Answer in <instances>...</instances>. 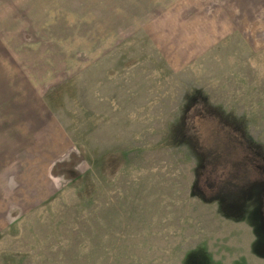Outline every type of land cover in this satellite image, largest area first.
Listing matches in <instances>:
<instances>
[{"label":"rangeland","instance_id":"374dc122","mask_svg":"<svg viewBox=\"0 0 264 264\" xmlns=\"http://www.w3.org/2000/svg\"><path fill=\"white\" fill-rule=\"evenodd\" d=\"M223 128L264 146V0H0V264H264Z\"/></svg>","mask_w":264,"mask_h":264},{"label":"trees","instance_id":"16d2710c","mask_svg":"<svg viewBox=\"0 0 264 264\" xmlns=\"http://www.w3.org/2000/svg\"><path fill=\"white\" fill-rule=\"evenodd\" d=\"M198 114L203 118L208 117L205 113V110H201ZM213 116V115H211ZM219 120V119H218ZM219 124H221L219 122ZM222 133L227 139H233L237 144H239L243 150H245L246 159L247 160H257L259 161L256 164V169L258 176L255 178V182L257 186H261L264 188V146L258 143L252 142L249 138H247L244 134L240 133L238 129L226 130L223 128ZM225 138V137H224ZM215 147V148H214ZM214 147L212 146L211 150L206 149L207 157L206 162L215 164L218 161L223 159V152L226 150L225 142L217 139L214 143ZM235 168H239V165H235ZM229 176L223 180L222 186L219 189L218 195L216 197L208 198L206 197V193L202 190L199 191V194L205 199V201H216L222 200L223 204L221 207L222 213L232 219H236L239 216V212L241 211L242 203L239 201V197L243 196L248 189L240 186L241 191L239 190L238 185H243L246 181L243 180L245 178L244 175H237L235 173L228 174ZM244 176V177H243ZM242 182V183H241ZM244 182V183H243ZM197 189V188H196ZM198 190V189H197ZM198 192V191H197ZM264 192V190H263ZM263 192L260 195H263Z\"/></svg>","mask_w":264,"mask_h":264},{"label":"flooded vegetation","instance_id":"af4514ba","mask_svg":"<svg viewBox=\"0 0 264 264\" xmlns=\"http://www.w3.org/2000/svg\"><path fill=\"white\" fill-rule=\"evenodd\" d=\"M229 147L230 146H228V148ZM227 158L224 157L223 160H221V161H219V162H217L215 164H212V163L204 161L202 166L204 168V167H207L209 165V166H212V168H215L217 166V164H220V163H223V164L227 163L228 164L229 163L230 165L235 167V165H239L240 164V167L234 173L237 174V175H244L245 178L243 180H245L246 182L245 183L243 182L244 183L243 185H238L239 186L238 187L239 188L238 191H241L240 186H243L244 188L248 189L247 193L252 198L256 197V187H260L261 188L259 193L263 192L264 188L261 187V186H257L256 182H255V178L258 176L257 169H256V164H258L259 161H257V160H247L245 153H244V157L241 160H233L232 159L230 161ZM252 169H253V171L251 172ZM244 197H246V196H244ZM259 202H260L259 205L261 206V209L264 210V192H263V195H261Z\"/></svg>","mask_w":264,"mask_h":264}]
</instances>
